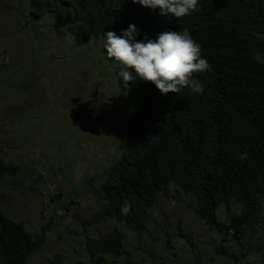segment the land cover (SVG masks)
<instances>
[{
  "label": "trees",
  "instance_id": "1",
  "mask_svg": "<svg viewBox=\"0 0 264 264\" xmlns=\"http://www.w3.org/2000/svg\"><path fill=\"white\" fill-rule=\"evenodd\" d=\"M30 11L65 28L76 46L109 31L122 35L132 24L137 40L145 42L188 29L211 64V70L193 76L203 84L202 94L190 88L162 94L138 77L125 83L119 76L122 65L107 56L119 98H128L133 107L118 154L94 190L99 209L84 223L115 219L147 236L160 196H190L196 215L221 234L214 247L220 257L237 260L253 252L264 261V0H198L197 9L180 19L133 0H30ZM242 153L247 159L240 158ZM18 169L0 153V178ZM125 201L131 203L127 215L121 213ZM232 201L240 204L239 211ZM222 204L228 221L218 216ZM46 230L33 232L0 209V264H32ZM85 245L91 264H109V257L132 264L125 233L117 227L89 237ZM51 262L65 264L61 254Z\"/></svg>",
  "mask_w": 264,
  "mask_h": 264
},
{
  "label": "rangeland",
  "instance_id": "2",
  "mask_svg": "<svg viewBox=\"0 0 264 264\" xmlns=\"http://www.w3.org/2000/svg\"><path fill=\"white\" fill-rule=\"evenodd\" d=\"M104 43L102 37L76 46L65 28L36 19L30 0H0V153L19 165L0 178V209L33 232L47 229L30 262L52 264L61 254L65 264H91L86 240L117 227L132 264H264L253 252L220 257L214 247L221 234L196 215L190 196H160L147 236L115 219L84 223L99 209L94 190L118 154L133 107L119 98ZM231 205L239 211L240 204ZM218 216L228 221L226 204ZM109 259L128 264L125 257Z\"/></svg>",
  "mask_w": 264,
  "mask_h": 264
},
{
  "label": "clouds",
  "instance_id": "3",
  "mask_svg": "<svg viewBox=\"0 0 264 264\" xmlns=\"http://www.w3.org/2000/svg\"><path fill=\"white\" fill-rule=\"evenodd\" d=\"M143 6L161 9L162 15L169 13L180 19L194 12L198 0H133ZM136 25H129L122 35L113 31L105 34L104 48L109 58H115L122 65L119 76L129 84L134 78L155 84L162 94L179 93L182 88L203 93L204 86L194 79L196 73L211 70L210 62L202 57L201 45L188 29L180 32H163L157 40H137ZM131 70V71H130ZM135 74V75H134ZM241 159H247L242 153ZM131 203L121 205V213L129 214Z\"/></svg>",
  "mask_w": 264,
  "mask_h": 264
}]
</instances>
